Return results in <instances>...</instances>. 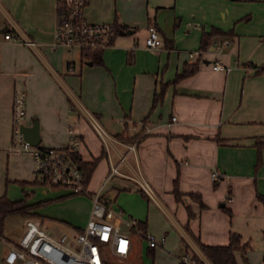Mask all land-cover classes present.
<instances>
[{
	"label": "crops",
	"instance_id": "0c3cea01",
	"mask_svg": "<svg viewBox=\"0 0 264 264\" xmlns=\"http://www.w3.org/2000/svg\"><path fill=\"white\" fill-rule=\"evenodd\" d=\"M83 14L90 23L120 27L101 63L55 45L56 0H0V147L10 151L13 95L22 89L25 125L38 122L39 145L67 147L78 138L85 161L99 158L89 194L54 193L55 200L75 203L79 211L53 216L51 224L66 226L70 235L83 229L91 194L103 192L115 209L146 225L143 232L131 230L132 249L117 257L121 264H142L144 253L156 248L176 264L187 252L212 264L198 240L225 245L235 231L250 244L256 233L264 235V0H87ZM152 27L162 38L156 50L145 44ZM212 28L229 33L191 59L203 31ZM7 33L14 39H6ZM28 39L35 44H26ZM214 60L230 69H214ZM196 61L197 72L169 84L154 104L162 84ZM120 133L136 139L123 140ZM112 167L118 172L112 174ZM177 175L180 201L174 193ZM35 177L29 170L22 177L27 179L17 180L32 189L27 203L50 202L30 200L37 192ZM190 193L199 194L206 207ZM39 207L26 220L42 228L46 215ZM147 231L157 236V247L144 246ZM250 251L251 244L248 264ZM236 258L244 264L241 252Z\"/></svg>",
	"mask_w": 264,
	"mask_h": 264
},
{
	"label": "built area",
	"instance_id": "2783aa9c",
	"mask_svg": "<svg viewBox=\"0 0 264 264\" xmlns=\"http://www.w3.org/2000/svg\"><path fill=\"white\" fill-rule=\"evenodd\" d=\"M86 2L87 0H56V46L82 50L85 47L104 49L112 44L117 31L116 25L90 23L83 14ZM5 38L14 39L11 33H7ZM25 43L35 44L29 39ZM145 44L151 50L162 45V38L155 27L150 28ZM201 53L190 52L189 57L194 59ZM213 68L223 72L230 69L219 60L213 61ZM26 113L27 94L22 89H16L12 101L11 151L30 154L34 158L35 174L41 183L52 187L62 186L72 194H89L85 174L71 155L72 152H79L81 140L76 138L69 146L61 148L34 146L24 138L22 131ZM130 148L133 149L134 145ZM117 172V167L111 168L112 174ZM219 177L216 170L212 172L214 181L219 180ZM91 198L93 203L89 220L83 229L73 235L53 237L34 220L28 219L24 233L17 243L0 237V242L8 245L2 259L3 264H107L109 254L127 257L132 249L130 233L137 220L134 217L126 219L125 213L115 209L113 201L101 191L91 194ZM142 236L149 247L158 246L159 240L155 234L144 232ZM181 261L184 264H201L188 253L181 256Z\"/></svg>",
	"mask_w": 264,
	"mask_h": 264
},
{
	"label": "rangeland",
	"instance_id": "374dc122",
	"mask_svg": "<svg viewBox=\"0 0 264 264\" xmlns=\"http://www.w3.org/2000/svg\"><path fill=\"white\" fill-rule=\"evenodd\" d=\"M67 48L71 49L73 53H76V54H79L80 52L79 48H70V47H67ZM10 146L12 147V142ZM3 151L5 152L4 157L0 155V192L1 193L5 192L7 196L12 199L22 198L26 194L30 193L28 191L32 189L30 187H27V185L23 187L21 183L17 180L27 179V178H22V177H28L29 170L32 171L34 174V178L32 180L36 178L35 177L36 176L35 160L30 154L12 152L11 149L10 151L9 150L7 151L4 148L0 147V153ZM17 155L29 156V157L21 159ZM28 158L29 160L32 161L33 168H32V165L30 166L28 165ZM18 177H21V178H18ZM35 186L37 187V185ZM36 190H37L36 195H33V197H31L30 200L36 199V200L41 201L42 199L45 200V198H52L50 202L40 205V207L38 208V209L41 208L42 213L46 215V217L44 218V224L42 227L44 231L47 232L48 234L50 233V235L53 237H59L62 234L71 233L70 231H67V228L65 229L66 226L62 230H58L59 228V225H57L58 223H55V225H52L51 223L53 222H51L49 219L56 215L71 217L72 214L78 213L79 206L77 204L72 203V202L68 203V202H62L61 200H55V197H54L59 192H68V193L70 192L71 193V191L62 186L52 187L49 184H43L40 181L38 182V187ZM26 198H28V196H26ZM26 217H32V215L23 216L20 214H14L6 218L4 237L7 239L8 242L17 243L18 241H20L24 233L25 223L27 221ZM128 217L129 216L125 215L126 219ZM34 221L36 222L37 220H34ZM48 226L51 230L48 229ZM147 232L153 233L150 231H147ZM250 239L249 240L251 244V251L249 253V264H260V262H262V257L264 255V235L261 232H259V233H256L253 236V238H250ZM143 243L145 247L148 245L146 241H144ZM74 247L77 248L76 245H74ZM7 249H8V245L5 243H1L0 264H2V259ZM163 249L166 252L169 251L167 244L166 246H164ZM159 251L160 249L156 248L153 254L151 253V251L145 252L142 264H176V261L174 262L172 258L168 257L167 255L161 254ZM188 254H191V253H188ZM107 258L109 262H113L115 264H121L120 259L118 260V258L114 255L109 254Z\"/></svg>",
	"mask_w": 264,
	"mask_h": 264
},
{
	"label": "trees",
	"instance_id": "16d2710c",
	"mask_svg": "<svg viewBox=\"0 0 264 264\" xmlns=\"http://www.w3.org/2000/svg\"><path fill=\"white\" fill-rule=\"evenodd\" d=\"M120 29V27L117 28V31ZM229 32H224L218 28H212L210 32H205L203 31L202 33V38H201V45L199 52H203L208 50L210 45L212 44L213 39L216 36H224L227 35ZM102 52L103 49L101 48H92V47H85L84 49L81 50L82 58L84 60H89L92 61L93 63H101L102 61ZM199 68V61L193 62V63H185L183 66V69L181 72H179L175 79L171 81L170 83L162 84L160 87V91L155 93L154 96V104H156L158 101H161L166 88L168 87L169 84H175L179 82L181 79L188 77L190 75H193L197 72ZM261 71H264V67L261 68ZM118 138H121L123 140L129 141L132 139H136V136L134 137H125L123 134H117L116 135ZM73 159L79 167L83 170L85 174V184L87 186L89 180L91 179V176L95 170V167L98 163L99 158H95L93 161H85L82 156L80 155L79 152H72L71 153ZM179 175H177L175 181H174V193L177 201L181 200L182 193L179 191L178 188V182H179ZM218 181V180H217ZM216 181V182H217ZM26 182H21V184L25 185ZM215 186L217 183L214 184ZM191 198L194 200L198 201L200 203V206L202 208H205L206 205L203 203L202 198L199 194L197 193H190L189 194ZM25 195L24 198L18 199V200H13L7 196L6 193L2 194L0 196V237H4V229H5V222L6 218L8 216L14 215V214H20L23 216H30V215H35L32 210L37 208L40 205L45 204L47 201L40 202L38 204H29L27 203ZM230 198V196H228ZM260 199L264 202V197L259 196ZM226 213H228L230 216H232V211L226 207L224 204L221 207ZM189 212V218H192L194 216L193 212L191 211L190 208H188ZM146 228V225L144 222L138 221L132 228V231L136 232H143ZM187 229L189 227L187 226ZM144 234V233H143ZM6 239V238H5ZM7 240V239H6ZM198 246L202 253L207 257V259L210 260L212 264H239L237 258H236V252L239 251L242 254V258L244 261V264H248L247 260V252L250 249V244L249 243H244L242 241V236L240 233L231 231L230 236H229V242L225 245H206L203 244L198 240ZM1 246V242H0ZM153 254V251H151ZM188 253V252H187ZM194 258L198 259L201 264H204V261L197 255V254H192ZM107 264H115L113 262H106ZM3 264V262H2ZM179 264H184L181 260ZM261 264H264V257L263 261Z\"/></svg>",
	"mask_w": 264,
	"mask_h": 264
},
{
	"label": "water",
	"instance_id": "95a60500",
	"mask_svg": "<svg viewBox=\"0 0 264 264\" xmlns=\"http://www.w3.org/2000/svg\"><path fill=\"white\" fill-rule=\"evenodd\" d=\"M92 62H89L91 64ZM22 131L24 134V138L29 141L32 145H39L41 138L39 134V124L35 121L32 125H23Z\"/></svg>",
	"mask_w": 264,
	"mask_h": 264
}]
</instances>
